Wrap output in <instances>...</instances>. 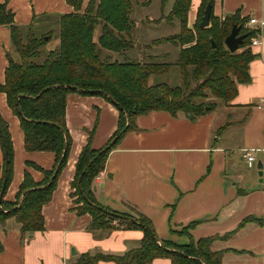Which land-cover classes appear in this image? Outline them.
I'll use <instances>...</instances> for the list:
<instances>
[{
  "label": "crops",
  "instance_id": "0c3cea01",
  "mask_svg": "<svg viewBox=\"0 0 264 264\" xmlns=\"http://www.w3.org/2000/svg\"><path fill=\"white\" fill-rule=\"evenodd\" d=\"M200 1L190 0L189 27ZM0 2L6 3L19 26H26L34 15L38 27L53 28L46 49L56 44V17L73 11L65 0ZM235 11L239 17L256 19L245 23L258 29L260 39L250 47L254 57L248 65L249 81L237 84V93L228 103L217 100L211 111L195 118L164 110L138 115L137 129L127 132L109 151L93 181V193L109 209L126 212L133 207L144 214L159 240L182 245L189 236L194 240L215 236L210 248L227 250L221 264H264V23H259L264 22V0L213 2L212 13L217 17ZM6 53L14 56L8 26L0 24V84ZM0 115L8 124L13 148L12 176L3 199L14 201L24 170L34 181H41L43 174L34 165L51 168L54 154L24 149L19 120L2 91ZM117 117L116 108L100 95L66 94L65 124L71 144L51 198L41 208L43 229L21 234L14 218H7L0 224V264H73L83 253L122 254L139 244L140 229L116 225L108 231H90L89 214L73 209L70 182L81 148L89 134L91 148L105 145L116 129ZM246 149L255 155L251 167L243 156ZM257 159L263 164L261 176ZM2 166L0 143V176ZM233 230L229 237L220 238ZM97 264L114 263L101 260ZM147 264H170V260L157 257Z\"/></svg>",
  "mask_w": 264,
  "mask_h": 264
},
{
  "label": "trees",
  "instance_id": "16d2710c",
  "mask_svg": "<svg viewBox=\"0 0 264 264\" xmlns=\"http://www.w3.org/2000/svg\"><path fill=\"white\" fill-rule=\"evenodd\" d=\"M65 1L73 11L56 17V44L51 49H46L45 45L53 37V28L38 27L34 24V15L26 26H19L14 23L13 13L6 3L0 2V24L8 26L14 51V56L6 53L0 91L19 120L24 149L54 154L51 168L34 165L43 174L41 181H34L24 170L14 202L4 200L12 176L13 148L8 124L0 115L3 151L0 188L4 180L0 224L14 218L21 234L43 229L41 208L51 198L71 144L65 124L66 94L76 91L100 95L118 112L116 129L102 147L91 148L89 134L81 148L70 182L75 196L73 209L77 214H89L87 228L90 231H108L123 225L140 229L143 235L138 245L122 254L83 253L73 264H97L101 260L114 264H147L157 257L168 258L170 264H221L227 250L210 249L215 236L196 240L189 236V241L182 245L159 240L150 220L135 208L131 207L138 218L100 204L94 197L93 181L103 169L109 151L127 132L137 129L135 118L138 115L164 110L195 118L211 111L217 100L228 103L237 93V84L250 79L248 65L254 54L249 42L258 29L245 26L248 19L239 17L236 11L217 17L212 9L208 24L200 26L206 4L213 5L214 0L200 1L195 22L189 27L190 0H173L169 11L153 22L176 25L177 30L139 43L135 37L138 20L133 17L136 0H87L82 10L83 0ZM161 5L163 8L164 0ZM232 24L239 25V33L245 36L238 48L230 52L223 40ZM161 43H170L175 48L172 60H168L172 55L169 51L147 52ZM132 50L136 51V56L128 54ZM173 68L179 83H149L151 75L167 74ZM208 97L213 101H204ZM184 230L189 235L187 229ZM234 231L220 238H227Z\"/></svg>",
  "mask_w": 264,
  "mask_h": 264
},
{
  "label": "rangeland",
  "instance_id": "374dc122",
  "mask_svg": "<svg viewBox=\"0 0 264 264\" xmlns=\"http://www.w3.org/2000/svg\"><path fill=\"white\" fill-rule=\"evenodd\" d=\"M172 1L173 0H164V6L162 8L161 0H136L134 3L133 17L138 20L136 22L135 37L139 43H147L152 38L167 35L176 31V27H173L166 22L159 24L153 22L154 20H157L161 14L165 15L169 11ZM172 47L173 46L170 43H161L149 49L147 52L151 54H158L160 52L169 51L172 55L169 56L168 60H172L175 53ZM128 54L130 56H136L137 53L135 50H132L129 51ZM159 81H164L169 84L179 83V76L176 69L174 70L173 68L167 74L151 75L149 77V83H155ZM204 101H213V99L208 97ZM125 213L132 217L138 218L136 211L132 208L128 209Z\"/></svg>",
  "mask_w": 264,
  "mask_h": 264
},
{
  "label": "water",
  "instance_id": "95a60500",
  "mask_svg": "<svg viewBox=\"0 0 264 264\" xmlns=\"http://www.w3.org/2000/svg\"><path fill=\"white\" fill-rule=\"evenodd\" d=\"M211 9H212V4L210 2H208L203 10V14H202V17H201V20L199 22L200 26H206L209 22V16H210V13H211ZM239 29H240V26L239 25H236V24H232L231 26V29L229 31V33L225 36L224 40H223V43L224 45L226 46V48L230 51V52H233L235 51L238 46L242 43L243 41V38L245 36V34H240L239 33ZM211 45L214 46V43L213 41H211ZM262 161L261 159H257L256 161V168H257V174L259 176H261V169H262ZM3 184H4V180L2 181V186L0 188V199H1V196L3 194ZM72 252H74L73 249H71Z\"/></svg>",
  "mask_w": 264,
  "mask_h": 264
},
{
  "label": "built area",
  "instance_id": "2783aa9c",
  "mask_svg": "<svg viewBox=\"0 0 264 264\" xmlns=\"http://www.w3.org/2000/svg\"><path fill=\"white\" fill-rule=\"evenodd\" d=\"M256 19L255 18H250L248 20V23H255ZM260 24H263V21L259 22ZM260 43V39L259 36L257 35V33L255 35H253L250 38V42H249V47L253 46V45H257ZM264 63V60H263ZM263 152H264V147L262 148ZM243 156L245 157V162L247 164L248 167H251L255 161V155L252 152V149H246L245 151H243Z\"/></svg>",
  "mask_w": 264,
  "mask_h": 264
}]
</instances>
